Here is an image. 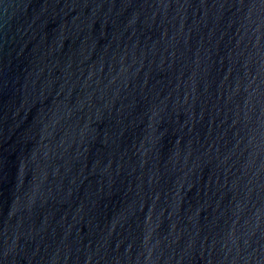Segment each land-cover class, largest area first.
Listing matches in <instances>:
<instances>
[{
  "label": "water",
  "instance_id": "95a60500",
  "mask_svg": "<svg viewBox=\"0 0 264 264\" xmlns=\"http://www.w3.org/2000/svg\"><path fill=\"white\" fill-rule=\"evenodd\" d=\"M0 264H264V0H0Z\"/></svg>",
  "mask_w": 264,
  "mask_h": 264
}]
</instances>
